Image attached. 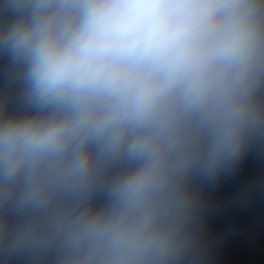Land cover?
Segmentation results:
<instances>
[{
  "label": "clouds",
  "instance_id": "obj_1",
  "mask_svg": "<svg viewBox=\"0 0 264 264\" xmlns=\"http://www.w3.org/2000/svg\"><path fill=\"white\" fill-rule=\"evenodd\" d=\"M250 157L264 0H0V264H214Z\"/></svg>",
  "mask_w": 264,
  "mask_h": 264
},
{
  "label": "water",
  "instance_id": "obj_2",
  "mask_svg": "<svg viewBox=\"0 0 264 264\" xmlns=\"http://www.w3.org/2000/svg\"><path fill=\"white\" fill-rule=\"evenodd\" d=\"M262 176L264 160L250 157L221 192L231 193ZM213 226L222 232V240L214 249V264H264V196L230 209L226 215L215 218Z\"/></svg>",
  "mask_w": 264,
  "mask_h": 264
}]
</instances>
